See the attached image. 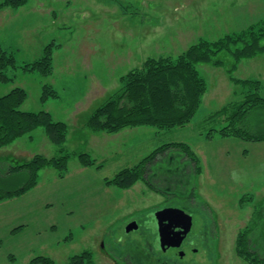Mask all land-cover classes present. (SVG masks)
I'll return each instance as SVG.
<instances>
[{
    "label": "rangeland",
    "instance_id": "obj_1",
    "mask_svg": "<svg viewBox=\"0 0 264 264\" xmlns=\"http://www.w3.org/2000/svg\"><path fill=\"white\" fill-rule=\"evenodd\" d=\"M263 18L264 0H29L17 10H0V43L14 53L19 66L41 59L50 45L53 49L51 76L10 71L16 78L0 84V97L15 87L25 89L24 111L47 110L54 120L65 122L69 151L88 153L103 166L85 168L72 157L64 179L44 169L37 187L0 201V264H29L37 256L70 264L72 256L85 250L93 253L96 264H124L121 258L130 264H154L142 254L148 247L143 231L148 216L166 208L182 210L192 218L195 225L189 238L198 233L203 237L182 249L184 264H246L237 255L236 239L256 211L262 213L256 236L264 240V142L219 135L234 110L217 112L242 100L244 91L230 81L228 55H219L226 67H198L208 90L185 127H139L108 134L93 133L85 126L91 114L121 88L122 77L140 69L147 59L176 58L201 40L216 41ZM235 77L261 81L264 97V55L243 61ZM44 85L59 95L46 105L40 100ZM249 120L254 131H264L257 118ZM168 144L190 146L203 173L187 175L189 159L172 149L151 167L159 177H146L156 189L143 181L125 190L105 185V179ZM38 154H60L43 128L0 149V193L27 183V172L11 169ZM173 181L177 187L185 183L181 198L178 189L172 190L176 194L172 198L166 195L172 192L168 186ZM133 221L139 229L127 234Z\"/></svg>",
    "mask_w": 264,
    "mask_h": 264
},
{
    "label": "trees",
    "instance_id": "obj_2",
    "mask_svg": "<svg viewBox=\"0 0 264 264\" xmlns=\"http://www.w3.org/2000/svg\"><path fill=\"white\" fill-rule=\"evenodd\" d=\"M28 2L29 0H0V10H17ZM223 53L232 61V65L227 68L230 81L244 91L240 93L242 100H236L217 112L221 114L234 110L229 117L228 125L219 131V135L224 138L264 142V131H254L249 120L255 117L257 125L264 124V97L261 96L263 84L259 80H241L235 77V72L243 61L264 55V18L246 29L227 34L216 41L201 40L176 58L165 56L147 59L140 69L122 77L121 88L91 114L86 129L93 133L115 134L128 128L151 127L170 130L189 125L201 108L208 90L207 81L198 67L200 65L226 67V62L219 59V55ZM52 54L53 49L50 45L45 49L41 59L21 67L14 53L6 50L0 43V84L12 83L16 77L11 76L9 72L19 69L25 73L38 72L43 77L51 76ZM58 97V92L52 86L44 85L41 103L46 105L50 99ZM27 99L28 92L21 87H15L8 94L0 97V149L43 128L47 138L60 154L55 157L38 154L24 164L12 168V173L27 172L29 179L25 185L15 191L0 193V201L21 197L37 187L39 173L44 169H52L60 179H64L69 171L72 157L77 158L82 167H95L99 170L103 168L102 165H97V160L88 153L78 154L69 151L66 146L69 127L65 122L54 120L47 110L24 111L22 108ZM212 137V134L208 135L209 139ZM172 149H177L189 159L185 169L187 175L193 173L197 176L203 173L200 160L190 146L168 144L153 151L135 166L121 170L112 179H105V185L125 190L143 181L151 189H156L153 182L146 177L152 175L159 177V174H153L151 167L160 163L158 158ZM189 170L191 173H187ZM184 185L185 183L182 185L179 182L177 187L176 181H173L170 182L168 190L178 189L181 191L179 194L182 195ZM261 215L260 211H256L253 219L240 230L236 239L237 255L246 264H264V240L256 236ZM69 239L70 237L67 238ZM29 264L57 263L50 257L37 256ZM70 264H96V262L93 253L85 250L72 256Z\"/></svg>",
    "mask_w": 264,
    "mask_h": 264
},
{
    "label": "water",
    "instance_id": "obj_3",
    "mask_svg": "<svg viewBox=\"0 0 264 264\" xmlns=\"http://www.w3.org/2000/svg\"><path fill=\"white\" fill-rule=\"evenodd\" d=\"M145 227L157 234L155 247L165 251L170 248H179L192 231V218L179 209L166 208L151 213ZM139 226L136 221L129 223L125 232H136Z\"/></svg>",
    "mask_w": 264,
    "mask_h": 264
},
{
    "label": "flooded vegetation",
    "instance_id": "obj_4",
    "mask_svg": "<svg viewBox=\"0 0 264 264\" xmlns=\"http://www.w3.org/2000/svg\"><path fill=\"white\" fill-rule=\"evenodd\" d=\"M171 194L172 195H176V194H174L172 192L171 193H167L166 195L168 197L172 198ZM182 195L179 194L177 197L181 198ZM185 198H189V197H184V199ZM137 224H138V222H137ZM194 225L195 224L193 222L192 231L189 233V235L187 236V238L185 239V241L183 242L181 247L166 249L163 252L157 251V249L155 247V241H156L157 234H154L152 232V230H149V229H146L147 231H143V236H144V238H145V240L147 242V245H148V247L145 248L144 251H142V254H145V258L144 259H150L151 258L153 260L152 262L154 264H158V263L159 264H184L183 260H180V258L182 259V258L185 257L184 252L182 251V249L186 245L191 246V247H192V245L195 246L196 244L199 243V241H201V238L203 239V237L200 235V233L192 236V238H189V236L193 232ZM193 251L196 252V249L194 248ZM157 255H163L162 257H164V259H162L161 257H158ZM123 256L125 257V255H123ZM119 261L124 263V264H130V263H128V261L126 259L123 260V258L119 259ZM189 264H196V263L195 262H189Z\"/></svg>",
    "mask_w": 264,
    "mask_h": 264
}]
</instances>
